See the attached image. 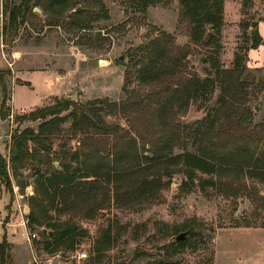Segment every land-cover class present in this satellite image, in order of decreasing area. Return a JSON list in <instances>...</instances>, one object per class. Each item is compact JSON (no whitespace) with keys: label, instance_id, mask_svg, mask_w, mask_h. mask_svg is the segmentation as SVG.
<instances>
[{"label":"rangeland","instance_id":"374dc122","mask_svg":"<svg viewBox=\"0 0 264 264\" xmlns=\"http://www.w3.org/2000/svg\"><path fill=\"white\" fill-rule=\"evenodd\" d=\"M40 1L31 0L13 23L11 12L22 0H0V154L7 158L10 177V184L0 179V243H6V264H77L79 252L88 254L82 264H264V168L250 174L239 162L218 160L216 172L197 171L194 183L181 165L173 167L177 171L171 177L163 176L161 168L154 171L169 183L150 199L125 193L136 179L125 172L119 178L114 173L111 178L92 176V169L105 171L124 150L126 162L139 153L152 156V140L163 147L170 136L172 148L162 151L165 155L200 153V147L223 156L244 147L264 151V0H225L214 44H206L209 26L203 41L194 40L191 24L181 18L179 0H161L146 10L129 0H79L75 8L73 0H67L69 6L66 0L52 6L50 0ZM52 20L57 24L50 25ZM253 22L262 37L257 47L253 26L247 24ZM153 40L165 50L166 63L182 65L176 67L178 75L213 80L206 95L186 107L174 105L164 119L150 95L157 92L162 105L168 93L162 85L143 82L139 74L149 61L142 49ZM120 56L126 64L117 61ZM234 94V105L223 100ZM62 99L75 104L61 114L65 120L46 130L53 131L42 143L50 144V151L43 152L29 134L25 156L13 163L15 135L26 128L38 130L53 118L20 117ZM94 101L102 102L90 103ZM236 105L250 113L242 126L227 116ZM75 106L89 114L95 109V126L81 123L75 129ZM132 139L134 149L128 148ZM52 163L59 170L63 163L82 167L81 174L90 175H78L76 192L58 197L54 205L50 197L43 201L37 181L40 172L52 170ZM35 197L40 198L38 208L47 209L42 227L29 217ZM20 209L26 211L31 243L19 227ZM66 221L79 233L76 249L51 252L44 233H53L49 223ZM108 231L111 243L95 251ZM182 232L186 244L178 247L176 236Z\"/></svg>","mask_w":264,"mask_h":264},{"label":"trees","instance_id":"16d2710c","mask_svg":"<svg viewBox=\"0 0 264 264\" xmlns=\"http://www.w3.org/2000/svg\"><path fill=\"white\" fill-rule=\"evenodd\" d=\"M38 2L40 0H37ZM61 0H50V6L54 5L56 2ZM64 1V0H63ZM72 0H70L71 2ZM135 2L140 9L146 10L150 5L160 2L161 0H129ZM183 6V10L181 12V18L188 20V22L192 26L193 38L197 42H201L204 39V33L206 28L209 26L212 30V33L209 34L208 39L206 40V44H214L217 43V35L220 33L222 24H223V13H224V1L225 0H179ZM31 0H22V3L15 7V9L11 12V20L13 23L17 22L19 16L24 15L26 10L29 8ZM37 2V3H38ZM41 2V1H40ZM66 2H68L66 0ZM80 3L79 0L72 1V8H75L77 4ZM39 4V3H38ZM37 4V5H38ZM69 2L66 4L69 6ZM76 15H81L80 13H76ZM50 25L57 24V21L52 20L49 21ZM248 26H253L252 34V42L253 46L257 47L262 41V37L259 33L258 24L256 22L247 23ZM165 50L161 47L160 43L156 40L151 41L142 49V57L143 59H149L148 62L143 63L139 70V74L141 75V79L143 82H147L151 85L153 84L155 87L162 85L164 88L163 92H167L168 96L166 100H164L162 105H159L158 99L156 97L157 92H154L150 96H153V103L156 104V112L159 113L161 117L166 116V114L172 113V108L174 105L179 104L180 107H186L193 99H198L200 95H206L209 91L213 82L211 79L200 80L195 78L183 77L182 75H178L177 64H173L172 62L166 63L164 57ZM238 59V57L236 58ZM160 66L164 67V71H160ZM180 67L182 65H179ZM178 66V67H179ZM177 76V77H176ZM222 76V74H221ZM175 77V79H174ZM148 80H145V79ZM165 79H169V81H165ZM178 80V83L174 81ZM0 81H3V75L0 72ZM161 87V86H160ZM6 90V86L4 85ZM6 94V93H5ZM6 96V95H5ZM149 96V97H150ZM228 97H224V101H231L232 105L236 103L235 94L227 99ZM100 103L102 101H94L90 102L91 104ZM149 101H147V104ZM75 103L73 101L67 100H58L57 104L52 106H47L39 110H34L28 114L22 115L21 120H38L40 118H46L48 115L53 116L52 119L48 121H43L38 130H34L31 128H26L20 135H15V149H11L12 162L15 163L18 160H21V156H25L23 152V148L28 141V135L31 134L33 137V141L43 147H39L43 152L48 153L51 149L49 145H43L42 143L49 137L50 133L46 130L51 128L52 126L57 124V121L65 120L61 117V114L69 110L71 106ZM141 104V103H140ZM160 108V109H159ZM101 110V109H100ZM160 110V111H159ZM90 114L87 110L80 108L78 106L73 107V111L71 112V116L73 117L72 126L77 129L80 127L81 123H84L87 126H95L96 121L94 119L97 116L95 109H89ZM230 114H227L228 117H233V122L237 126H242L250 119V113L247 111L239 110L237 105L235 108L229 110ZM219 111L216 113L218 114ZM99 114V113H98ZM165 117H163L164 119ZM230 127V128H229ZM228 129L232 131L231 126ZM176 129V128H171ZM178 129V128H177ZM50 129H48L49 131ZM230 130L227 131V134H230ZM177 133V132H176ZM156 134H151V136H155ZM128 144V148L134 149L136 146L135 139ZM172 136H170L167 141L164 142L163 147H158L156 140H152L150 148L148 152L151 153L152 156H147L146 154L143 156L139 154L134 158H128V162H126V158L128 154L123 151L122 154L116 155V161L111 165L105 167V171H100L99 169H92L93 177L96 179H101L103 176H107L111 178V174H117L116 177H120V173L125 172L127 175H130L131 178H136L133 181V186H131V190H127L125 193H128V196L137 199V198H145L150 199L153 198L154 194L159 190L165 188L169 181L165 182L163 180V176L171 177L174 171L173 167L182 166L184 169L182 171L188 176L189 180L194 183V178L196 176V172L200 171L202 173H214L217 171L218 160H225L229 163H240L241 169L248 170L250 174H253L257 169L260 170L264 168V151L257 153L255 150L251 151L250 148H236L231 153L228 152L226 154L220 155V152L217 150L214 151L215 155H211L208 152H204L203 147H200V153H194L189 151H184L182 153L172 155V154H164L162 151L171 150L172 148ZM118 144V143H117ZM116 144V145H117ZM118 146V145H117ZM219 144L217 145V147ZM119 149V148H118ZM110 155V154H109ZM75 159H79V153L75 152L73 154ZM213 158V159H212ZM66 160V159H65ZM53 162V161H51ZM238 163V164H239ZM122 164H125L122 166ZM165 172L157 173L158 170L161 169ZM82 167L73 168L68 163H63L62 169H56L52 163V170L46 174L40 172L38 175V184L39 187L41 185L42 191L39 192V195H43V201L47 202L46 197H50V201L52 205H54L55 200L58 197L69 195L77 190V182L79 181V176L81 174ZM82 177H90V175H83ZM79 175V176H78ZM9 173L7 169V158L0 154V179H7V184H10ZM216 186H219L218 181H213ZM207 181H204L201 185V188H205V184ZM187 182L183 185V189L187 190ZM129 191V192H128ZM40 198H31V212H30V221L42 227L44 225V221L41 218L43 214H46L47 209L46 206H40L38 208L37 202ZM37 206V207H36ZM249 226V224H247ZM49 227H52L53 233L50 231L44 233L47 236L46 247L51 251L55 252L61 249L65 250H75L77 245V233L76 227L71 225L70 222L66 221L64 223H49ZM191 227H188L186 230H191ZM179 232V231H178ZM180 234V233H179ZM178 234V235H179ZM177 235V236H178ZM176 236V238H177ZM177 240V239H176ZM187 240V238H186ZM103 243H99L95 248V251L99 252L102 250L103 244L111 243V232H106L105 239ZM177 246L183 247L186 244L185 240H177ZM6 243H0V264H6Z\"/></svg>","mask_w":264,"mask_h":264},{"label":"built area","instance_id":"2783aa9c","mask_svg":"<svg viewBox=\"0 0 264 264\" xmlns=\"http://www.w3.org/2000/svg\"><path fill=\"white\" fill-rule=\"evenodd\" d=\"M20 212H21V217H22V221L20 222L19 224V227L23 228L22 229V235L26 236V240L31 243V238H30V234H29V230H28V225H27V221L25 219V214H26V211L25 209H20ZM88 257V254L86 252H79L77 255H76V259H77V264H82V260H84L85 258Z\"/></svg>","mask_w":264,"mask_h":264},{"label":"water","instance_id":"95a60500","mask_svg":"<svg viewBox=\"0 0 264 264\" xmlns=\"http://www.w3.org/2000/svg\"><path fill=\"white\" fill-rule=\"evenodd\" d=\"M37 11L39 10L38 8L36 9ZM81 7H77L76 11H80ZM117 61H119L122 64H126V61L124 60L123 56L117 57L116 58ZM187 236H186V232H182L177 236V240H186ZM51 264H60V262L58 260H54L51 262Z\"/></svg>","mask_w":264,"mask_h":264}]
</instances>
